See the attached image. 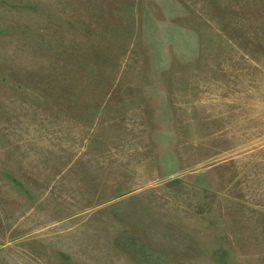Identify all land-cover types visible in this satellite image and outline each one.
I'll use <instances>...</instances> for the list:
<instances>
[{
  "label": "rangeland",
  "instance_id": "rangeland-1",
  "mask_svg": "<svg viewBox=\"0 0 264 264\" xmlns=\"http://www.w3.org/2000/svg\"><path fill=\"white\" fill-rule=\"evenodd\" d=\"M0 264H264V0H0Z\"/></svg>",
  "mask_w": 264,
  "mask_h": 264
}]
</instances>
